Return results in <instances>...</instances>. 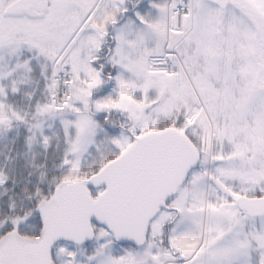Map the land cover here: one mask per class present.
Segmentation results:
<instances>
[{
  "label": "snow or ice",
  "instance_id": "obj_1",
  "mask_svg": "<svg viewBox=\"0 0 264 264\" xmlns=\"http://www.w3.org/2000/svg\"><path fill=\"white\" fill-rule=\"evenodd\" d=\"M0 264H264V0H0Z\"/></svg>",
  "mask_w": 264,
  "mask_h": 264
}]
</instances>
